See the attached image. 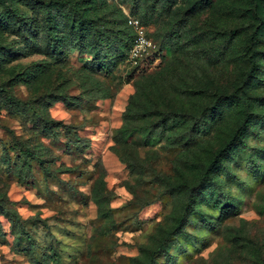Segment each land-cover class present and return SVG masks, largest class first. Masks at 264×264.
Here are the masks:
<instances>
[{
	"label": "rangeland",
	"instance_id": "rangeland-1",
	"mask_svg": "<svg viewBox=\"0 0 264 264\" xmlns=\"http://www.w3.org/2000/svg\"><path fill=\"white\" fill-rule=\"evenodd\" d=\"M130 16L152 41L136 60ZM253 65L244 145L153 264H264V0H0V264H143Z\"/></svg>",
	"mask_w": 264,
	"mask_h": 264
},
{
	"label": "trees",
	"instance_id": "trees-1",
	"mask_svg": "<svg viewBox=\"0 0 264 264\" xmlns=\"http://www.w3.org/2000/svg\"><path fill=\"white\" fill-rule=\"evenodd\" d=\"M37 2V0H33ZM47 10V9H46ZM127 27L131 31L130 42L133 40V31L127 25ZM131 44L129 46V49ZM51 48L54 49V44L52 43ZM98 51H95L92 55L94 59L101 58L98 54ZM254 53V52H253ZM104 56L106 55L103 52ZM255 65V64H254ZM252 66L247 71H242L239 76L233 82V91L230 96H228V101L235 103L237 106V116H238V124L235 130L229 135L226 143L222 145L216 152L212 161L207 165L204 171L201 173V176L193 183L188 184V182H184L181 184L180 188H184L189 195V202L186 204L184 208V212L181 216L175 218V222L173 226L166 232V237L159 242V244L153 249L149 251L147 260L143 264H153L155 255L158 253H162L165 251L167 247V240L180 232V229L183 226L185 217L188 213L193 209V191L202 190L204 183L213 182V177L211 176L210 168L215 166L217 163L221 161L223 157H225L235 146L244 145L243 134L247 129L251 118L250 102L245 98L247 93V86L250 84L253 78H255V66ZM186 123V119L180 111L168 112L161 116V127H165V125H169L172 129H176L177 127ZM192 131L194 128H199V122H194V126L191 127ZM142 134V133H141ZM191 134V133H190ZM195 189V190H194Z\"/></svg>",
	"mask_w": 264,
	"mask_h": 264
},
{
	"label": "built area",
	"instance_id": "built-area-1",
	"mask_svg": "<svg viewBox=\"0 0 264 264\" xmlns=\"http://www.w3.org/2000/svg\"><path fill=\"white\" fill-rule=\"evenodd\" d=\"M127 25L133 31V40L130 47V57L135 59L150 52L152 41L147 37L145 27L140 20L134 16L127 19Z\"/></svg>",
	"mask_w": 264,
	"mask_h": 264
}]
</instances>
